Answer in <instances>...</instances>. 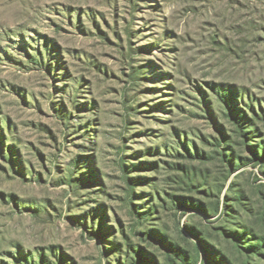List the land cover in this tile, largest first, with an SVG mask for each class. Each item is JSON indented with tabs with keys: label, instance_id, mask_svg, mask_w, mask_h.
I'll return each instance as SVG.
<instances>
[{
	"label": "rangeland",
	"instance_id": "374dc122",
	"mask_svg": "<svg viewBox=\"0 0 264 264\" xmlns=\"http://www.w3.org/2000/svg\"><path fill=\"white\" fill-rule=\"evenodd\" d=\"M259 237L264 0H0V264H264Z\"/></svg>",
	"mask_w": 264,
	"mask_h": 264
},
{
	"label": "trees",
	"instance_id": "16d2710c",
	"mask_svg": "<svg viewBox=\"0 0 264 264\" xmlns=\"http://www.w3.org/2000/svg\"><path fill=\"white\" fill-rule=\"evenodd\" d=\"M249 231L250 230H244L242 232H234V233H235V236H237V239H240L239 236H241L242 240H244V239L250 240L254 235H253V233H250ZM254 241L255 242L251 243L247 249H249L253 254H258L259 251L264 249V237H259Z\"/></svg>",
	"mask_w": 264,
	"mask_h": 264
}]
</instances>
